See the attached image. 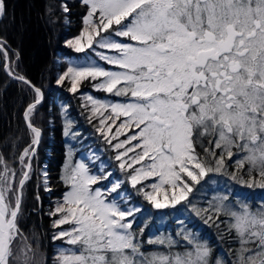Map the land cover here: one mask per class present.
<instances>
[{"label":"snow or ice","instance_id":"obj_1","mask_svg":"<svg viewBox=\"0 0 264 264\" xmlns=\"http://www.w3.org/2000/svg\"><path fill=\"white\" fill-rule=\"evenodd\" d=\"M81 4L86 8L85 27L68 46L78 53L95 47L114 51V56L97 55L121 70L107 71L95 64L69 67L57 83L69 79V91L75 93L82 81L103 78L95 88L129 98L130 102L106 105L87 97L94 113L111 109L109 116L101 113L97 131L108 139L116 127L108 143L117 140L113 149H123L115 159L122 170H132L131 185L135 188L159 177L158 183L142 185L137 192L155 208L174 207L193 190L184 177L199 184L210 172L222 171L225 156L232 159L237 154L242 155L236 165L242 169L247 164L249 177L239 182L264 188V0H81ZM63 10L69 11L67 5ZM5 15L6 3L0 0V18ZM0 51L7 59L2 41ZM8 74L35 93L25 112L32 140L20 156L21 165L30 171V157L41 137L30 115L41 103L42 93L10 67ZM120 116L127 119L116 126ZM108 120L113 123L107 124ZM128 127L139 131L119 140ZM129 152H135L130 163L123 159ZM145 160L146 166L133 167ZM0 164L4 165L0 169V264H45L38 254L39 243L30 242L20 227L29 172H23L14 187L15 172L2 156ZM229 175L236 178L235 173ZM44 177L45 191H50L46 172ZM62 179L69 190L47 215L54 217L52 227L59 229L52 239L70 247L58 246L52 264H264V201L252 207L241 200L226 203L228 194L219 198L215 219L220 214L228 218V230L221 234L229 245L226 256L214 254L208 241L191 231L178 232L180 240L149 239V244L164 245L169 251L146 253L133 230L134 220L128 219L140 208H121L115 198L109 201L104 191L93 189L91 185L101 177L90 175L83 163L66 164ZM164 185L173 191L169 198L165 189L161 203L157 196ZM119 187L117 182L108 191ZM147 187L152 191H145ZM194 211L199 215L207 210ZM177 246L183 250L172 251Z\"/></svg>","mask_w":264,"mask_h":264},{"label":"trees","instance_id":"obj_2","mask_svg":"<svg viewBox=\"0 0 264 264\" xmlns=\"http://www.w3.org/2000/svg\"><path fill=\"white\" fill-rule=\"evenodd\" d=\"M5 3L6 15L0 18V41L3 42V49L7 51L8 56L7 74L0 78V156L15 172V177L12 178L14 187H18L21 174L29 172L30 179L25 182L22 193L20 227L30 242L39 243L38 254L43 255L45 264H52L58 246L70 247L60 240L52 239L53 234L59 229L52 227L54 217L47 215L57 202L62 201L64 193L69 190L62 179L66 159H69L71 164L83 163L90 175L101 177L91 187L104 191L107 200L112 201L115 198L124 209L133 206L141 209L128 219L134 220L133 230L137 233L142 252H168L166 246L149 244L148 240L168 237L180 240L178 232L191 231L208 241L214 249V254L223 253L226 256L229 245L221 239V234L228 230V218L220 214L219 219H215L217 201L213 203L210 187L213 181L217 186L224 185L229 190V200L232 199L231 192H237L243 201H247L252 207H258L264 201V188L259 186L249 188L239 182L241 177L244 180L249 178L248 165L245 164L242 169L238 168L235 163L238 154L232 159L225 156V167L222 171L210 172L199 184H193L184 177L193 188L191 192H186L188 199L182 200L174 207L169 205L165 208H155L144 198L143 193H138L136 189L142 185L158 183L159 177L153 176L149 180H144L135 188L131 185L129 173L132 170L127 167L122 170L119 167L120 161L115 159L117 152H122L123 149H113L112 145L116 144L117 140L108 143V139L116 132V127L112 128L108 139L97 131L100 127L99 121L103 118L101 113L103 116H109L111 109L101 108L94 113L93 104L87 99L91 96L108 105L129 102V98L116 97L95 88L94 84L103 78H98L97 81L91 79L82 81L75 93L69 91L71 87L69 79L66 78L63 84L57 83L58 78L69 67L95 64L107 71L116 70V66L106 63L97 55L101 53L114 56L116 55L114 51L94 46L95 50L86 49L78 53L68 46L67 42L80 36L85 27L83 17L86 8L81 4V0H5ZM65 5L69 9L68 12L63 10ZM0 54L3 61L5 58L3 51H0ZM8 67L26 77L42 93L41 103L30 115L32 124L41 130L35 154L30 157V171L21 165L20 156L32 140L25 112L33 102L35 93L10 76ZM126 119L120 116L115 121L116 126ZM112 123V120L107 121L109 125ZM138 131L139 129L135 127H128L122 130L124 134L118 139L123 141ZM131 143L135 145L138 141ZM139 151L137 148L136 152ZM197 151L202 156L205 155L199 147ZM215 151L219 153L220 149ZM134 155L135 152H129L123 159L130 163V157ZM147 163L149 161L145 160L133 167L140 168ZM211 163L215 166L214 161ZM3 166L0 164V169ZM45 172L50 191H45ZM108 173L110 175L103 178ZM230 173H235L236 178L233 179ZM117 182L120 183L117 191L109 192L108 190ZM165 189L169 198L172 195L173 190L170 186L164 185L157 196L161 203L165 202L163 194ZM145 191L150 192L152 189L147 187ZM37 195L40 197L39 201L36 199ZM194 208L207 211H201L197 215ZM208 216H213L214 219L207 220ZM140 229H143L142 233ZM182 250L179 246L172 249Z\"/></svg>","mask_w":264,"mask_h":264},{"label":"rangeland","instance_id":"obj_3","mask_svg":"<svg viewBox=\"0 0 264 264\" xmlns=\"http://www.w3.org/2000/svg\"><path fill=\"white\" fill-rule=\"evenodd\" d=\"M124 42H129L130 43V41H127V40H124ZM120 70L121 69H119V68L116 67V70H113V71H120ZM239 155H242V154H238L237 157H235V158L237 159ZM66 158H68V157H66ZM66 160H67L66 161V164H71L70 161H69V159H66ZM75 164H79V163H76L75 162ZM75 164L73 163L71 165H75ZM64 175H65V168H64ZM228 192H229V190L227 188H225L224 185L217 186L214 181L212 182V185L210 187V194H211V197H212L211 199H212L213 203H215L217 201L216 203L218 204L219 198L221 196H223L224 194H228ZM231 193H232V199L227 201L228 204H233L234 205L237 200L243 201L242 198H241V196H238L237 195V192H231Z\"/></svg>","mask_w":264,"mask_h":264},{"label":"water","instance_id":"obj_4","mask_svg":"<svg viewBox=\"0 0 264 264\" xmlns=\"http://www.w3.org/2000/svg\"><path fill=\"white\" fill-rule=\"evenodd\" d=\"M7 67V59L4 58L3 63L1 62V56H0V78L3 74H7L6 72Z\"/></svg>","mask_w":264,"mask_h":264},{"label":"flooded vegetation","instance_id":"obj_5","mask_svg":"<svg viewBox=\"0 0 264 264\" xmlns=\"http://www.w3.org/2000/svg\"><path fill=\"white\" fill-rule=\"evenodd\" d=\"M0 56H1V54H0ZM2 58V57H1Z\"/></svg>","mask_w":264,"mask_h":264}]
</instances>
